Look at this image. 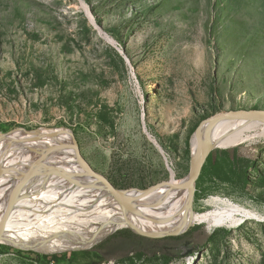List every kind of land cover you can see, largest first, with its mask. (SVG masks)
Returning a JSON list of instances; mask_svg holds the SVG:
<instances>
[{"label":"rangeland","instance_id":"374dc122","mask_svg":"<svg viewBox=\"0 0 264 264\" xmlns=\"http://www.w3.org/2000/svg\"><path fill=\"white\" fill-rule=\"evenodd\" d=\"M232 109L264 112V0H0V135L64 127L115 187L147 189L186 175L195 130ZM207 158L194 209L221 198L246 216L143 235L191 229L186 256L98 264H264V137ZM101 238L53 252L0 243V264H71Z\"/></svg>","mask_w":264,"mask_h":264},{"label":"bare ground","instance_id":"6f19581e","mask_svg":"<svg viewBox=\"0 0 264 264\" xmlns=\"http://www.w3.org/2000/svg\"><path fill=\"white\" fill-rule=\"evenodd\" d=\"M202 132L203 127L192 139L190 170L195 168L199 158L198 141ZM259 137H264V121L255 119H219L210 132L212 148L233 147ZM37 152L44 156L36 159L33 154ZM54 154L58 155L52 157ZM0 155L12 159L5 167L18 161L15 167L6 168L0 176V215L12 193L0 220V243L39 252L65 251L86 247L115 228L126 225L134 226L140 233L158 236L209 220L233 224L239 220L235 217L247 215L245 210L221 198L214 200L224 204L221 208L217 206V209L204 212L196 211L193 204L189 208L188 183L181 184L180 179L172 175L151 190L122 189V198L130 208L147 212L159 208L164 214L159 221L124 213L102 182L59 171L82 167L74 138L64 127H41L29 132L17 128L2 134ZM99 216L108 223L100 230L91 225Z\"/></svg>","mask_w":264,"mask_h":264},{"label":"water","instance_id":"95a60500","mask_svg":"<svg viewBox=\"0 0 264 264\" xmlns=\"http://www.w3.org/2000/svg\"><path fill=\"white\" fill-rule=\"evenodd\" d=\"M263 114H264V112L259 110V109H232V110H228V111L218 112V113L206 118L205 120H203L201 122L199 127L194 132V134H197L199 132V129L201 127H203L202 136L198 141L199 158H198L197 164L193 170H190L186 175L181 177L180 181H179V183H181V184L185 183V182L188 183V186H189L188 206H189V208L191 207L192 202H193V193H194L195 181L198 178V176L201 172L202 166L205 163L207 157L209 156V154L212 150V144L210 141V132H211V128L214 125V123L219 119H227V120L255 119V120H263L264 121V117L262 116ZM74 146L76 149V155L80 159V162L82 163V167L81 168H78V167L77 168H67V169L61 168V169H59L60 172H69V173L78 175L84 179L102 182L106 186L108 191L114 196V198L116 199L117 203L119 204L120 208L123 210L124 213L130 214L133 216H139V217L148 219V220L153 221V222H157L160 220V218L164 214H163V212L160 211L159 208L153 212L138 211V210H134V209L130 208L124 202V200L122 198V191L123 190L115 187L105 175H103V174H101V173H99V172H97L91 168V166L88 164V162L84 159V157L80 153V150H79L75 141H74ZM42 155L44 156V153L37 152V153L33 154V157H35L36 159H39L40 156H42ZM4 168H5V163L0 165V176H1ZM18 170L19 169H17V177L19 176ZM163 183H164V181H161V182H159V183H157V184H155V185H153L147 189H138V190H140V191L151 190V189H154L155 187L162 185ZM11 198H12V193L10 192L9 197H8V203L4 207V209L0 215V220L2 219L4 214L6 213V210L8 208V204H9ZM116 230L117 229L115 228L112 232H110L106 236L102 237L99 241H102L109 234L114 233ZM133 232L140 234V235H148V234H144V233H140V232H136V231H133ZM150 236H153V235H150Z\"/></svg>","mask_w":264,"mask_h":264},{"label":"trees","instance_id":"16d2710c","mask_svg":"<svg viewBox=\"0 0 264 264\" xmlns=\"http://www.w3.org/2000/svg\"><path fill=\"white\" fill-rule=\"evenodd\" d=\"M131 229L138 232L135 228L119 229L94 246L92 252L94 254L93 256H90L91 253L88 250L83 251L85 254H83L81 258L70 261L72 262L71 264H98V262L113 258H141L153 257L156 255H160L165 260H169L173 257L186 256L193 248L191 246L193 241L191 239L188 241L185 240V237L191 232V229L182 235L168 236L165 238L146 237L133 232ZM186 230L187 229L174 234L182 233ZM161 240L174 241L176 244H159ZM172 250L174 251L172 252Z\"/></svg>","mask_w":264,"mask_h":264}]
</instances>
